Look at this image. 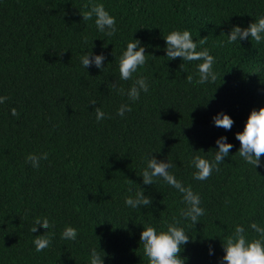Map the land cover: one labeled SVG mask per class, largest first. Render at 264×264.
Returning a JSON list of instances; mask_svg holds the SVG:
<instances>
[{"label":"trees","instance_id":"16d2710c","mask_svg":"<svg viewBox=\"0 0 264 264\" xmlns=\"http://www.w3.org/2000/svg\"><path fill=\"white\" fill-rule=\"evenodd\" d=\"M96 4L116 17L114 36L98 32L95 17L82 19ZM261 16L264 0H0V264H89L93 247L106 253L104 264H148L145 225L183 227L191 238L180 253L185 264H220L237 225L256 238L250 224L264 227V154L256 168L245 163L235 134L264 107V40L228 43L227 34ZM185 29L215 57L214 83L197 82L200 61L165 56L163 37ZM132 38L147 63L122 81L119 59ZM91 51L105 56L101 70L81 65ZM139 76L149 91L131 103L117 89ZM125 103L132 111L116 115ZM96 108L106 114L100 122ZM218 112L234 120L231 130L213 126ZM220 136L233 145L229 157L207 180L193 179L192 157L211 159ZM42 153L39 168L26 162ZM151 154L171 161L169 172L200 196L205 212L195 225L181 215L187 205L176 189L159 178L142 183ZM141 188L152 205L126 207ZM38 217L55 227L32 233ZM67 226L78 230L76 241L61 239ZM52 233L37 252L36 236Z\"/></svg>","mask_w":264,"mask_h":264},{"label":"clouds","instance_id":"9594fccd","mask_svg":"<svg viewBox=\"0 0 264 264\" xmlns=\"http://www.w3.org/2000/svg\"><path fill=\"white\" fill-rule=\"evenodd\" d=\"M98 32L108 37H112L118 31L116 17L111 15L103 4L93 5L88 11L84 12L82 19L85 21L93 20ZM251 38L257 43L264 40V16H261L256 22L250 23L247 27L233 25L227 34L228 43H236ZM165 41V53L169 59L176 58L184 61H200L197 65L199 73V84L214 83L217 79V73L214 70L215 57L210 54L207 48L198 50L197 42L193 39L192 33L185 30H172L163 37ZM203 40V39H202ZM105 56L103 54L94 55L92 51L80 58L84 69L94 65L101 70L104 67ZM147 63L146 48L137 39H131L125 50L121 53L119 59V79L129 81L133 79V74L138 68ZM189 83H192L193 77H187ZM120 94L126 95L131 103L140 99L141 93L149 91V82L146 78L136 77L132 85L125 91L123 88L117 89ZM7 99L0 96V104ZM94 103V102H93ZM130 103L122 104L117 110L116 115L124 117L126 112H131ZM13 115H16L13 110ZM105 112L96 108L95 118L97 122L105 119ZM214 127L231 130L234 120L224 112H218L212 116ZM239 141V156L245 163L254 168L261 165V157L264 154V107L258 110L253 109L249 112L242 131L235 134ZM216 151L211 159L195 155L192 157L191 166L195 169L193 179L198 181L207 180L213 171H219V165L225 162L229 157V152L233 145L227 141L226 136H220L215 140ZM26 162L33 168L40 167L41 160H47L48 154L40 155L29 154ZM146 166L142 169V183L152 185L157 182V178L162 179L172 188L183 195V201L187 207L182 210L181 215L190 220L193 225L204 215L205 210L200 206V196L193 192L190 187L177 180L169 172V169L175 165L169 160H158L154 156H146ZM124 204L131 209L147 208L152 205V197L144 194V189L136 191L134 195L125 197ZM37 226L47 231L54 228V222H50L48 217H38L34 220L31 232L38 231ZM250 228L257 234L256 238L248 239L246 229L242 225H237L233 235L226 238L223 243V256L220 264H264V227L253 222ZM45 231V232H47ZM44 232V233H45ZM51 235H37L33 243L37 252L48 248L52 243ZM78 230L75 227L67 226L61 233V239L76 241ZM139 241L143 246L144 255L148 258V264H185V259L180 255L183 246L191 241L190 236L183 227L176 223L169 224L166 229L158 230L151 225L142 227L139 235ZM95 247L90 249L89 264H104L106 253ZM213 250L209 248V255H213Z\"/></svg>","mask_w":264,"mask_h":264}]
</instances>
